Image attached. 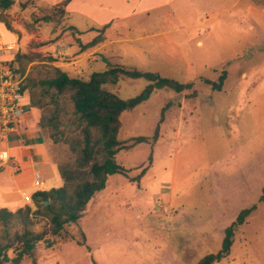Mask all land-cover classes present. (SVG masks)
<instances>
[{
  "label": "rangeland",
  "instance_id": "obj_1",
  "mask_svg": "<svg viewBox=\"0 0 264 264\" xmlns=\"http://www.w3.org/2000/svg\"><path fill=\"white\" fill-rule=\"evenodd\" d=\"M232 1L220 12L230 0H215L218 16L203 15L202 25L168 34L172 41L160 34L134 39L146 25L105 31L106 44L94 53L82 49L97 34L87 30L90 21L75 12L67 16L58 0H13L0 9V61H12L22 77L31 120L46 121L53 110L57 115L56 129L41 128L56 166L73 161L66 140L80 137V127L66 96L53 101L35 85L53 76L54 68L88 79L109 62L193 83L181 92L126 76L107 85L123 99L145 96L121 114L123 146L116 161L126 172L110 175L64 236H50L53 245L39 244L34 261L23 264H197L221 249L225 229L244 209L251 211L235 230L228 255L213 264H264V29L246 10L252 4L264 12V0ZM31 96L45 107H32ZM54 134L61 140L55 142ZM55 178L16 193L11 204L30 206L29 228L35 231L48 227V220L33 215L37 207L24 196L60 187L57 170ZM3 229L0 223V234ZM22 229L17 220L7 227L10 235Z\"/></svg>",
  "mask_w": 264,
  "mask_h": 264
},
{
  "label": "trees",
  "instance_id": "obj_2",
  "mask_svg": "<svg viewBox=\"0 0 264 264\" xmlns=\"http://www.w3.org/2000/svg\"><path fill=\"white\" fill-rule=\"evenodd\" d=\"M70 1L59 0L55 5L61 12H65V6ZM12 3L13 0H0V9H8ZM106 28L107 26H102L96 29L97 34L82 44V49H91L102 43ZM108 65L106 70L92 72L88 79L72 77L62 69L54 68L53 76L35 82V85H40L52 96L53 101L60 96L69 99L80 127V137L66 140L74 153V159L57 166L63 180L62 185L49 190H37L31 195L32 202L37 207L32 214H41L47 218L48 227L42 231L29 228L32 221L28 205L14 211L6 207L0 208V223L4 227L0 234V264H23L27 258L34 261L37 246L44 242L50 247L54 243L50 236H64L66 226L79 219L93 195L105 187L110 175L126 172L116 161V154L123 146L118 138L122 125L121 114L133 109L145 100V96L141 94L123 99L108 89V84H115L121 76H126L157 80L160 88L169 87L176 92L193 86L192 82L177 83L156 73L126 69L109 62ZM224 75L225 73L221 75L216 88H220ZM22 87L26 88L24 84ZM45 105L44 101L34 100V96H31L32 107L43 108ZM57 123L54 110L46 121L44 117L38 120L40 128L51 124L56 129ZM156 137L157 130L154 134V138ZM61 138L62 134L53 135L55 142ZM138 139L144 140L145 137ZM250 211L251 209L242 210L236 221L225 229L221 249L216 253L206 254L197 264H213L226 257L233 243L235 230ZM15 220L23 225V229L10 235L7 227Z\"/></svg>",
  "mask_w": 264,
  "mask_h": 264
},
{
  "label": "crops",
  "instance_id": "obj_3",
  "mask_svg": "<svg viewBox=\"0 0 264 264\" xmlns=\"http://www.w3.org/2000/svg\"><path fill=\"white\" fill-rule=\"evenodd\" d=\"M204 2L207 5L206 9L203 10L202 7H205L206 4ZM175 3L177 7L174 6ZM234 5L235 2L230 0L228 6H225L220 12L230 10ZM222 7L219 6V8ZM217 10L218 5L215 0H71L65 6L67 16L70 12H75L90 21L88 31L96 33V29L107 26L106 32L114 31L117 33L118 28L121 27H128L127 31L132 32L146 25L147 27L142 29L145 34L138 35L134 39L144 40L160 34L165 35L168 41H172L167 36L168 34L176 30L186 31L202 25L207 21L203 20L202 16L204 15L210 20L219 15L220 12ZM246 10L253 14L264 29V12L252 4L247 5ZM129 18L133 19L131 23L126 20ZM142 18H144L143 22L141 21ZM151 22L155 25L161 22L162 27L152 29ZM176 23L180 25L176 27ZM67 25L71 29L73 28L72 30L76 33H80L74 29L71 23L67 22ZM249 27L252 28V25ZM106 39L107 37H105V41L93 49L91 48L89 53H94L102 48L106 44ZM198 43L201 41L197 40L196 44L198 45ZM29 110L30 107L17 127L8 132L6 141L0 140V150L6 149L16 161L18 168L15 170V167L10 164L0 167V208L6 207L9 210H16L23 206L24 203H20L17 207H12L11 204H14L16 200V193L22 192L30 186L34 187L33 180L36 173H40L42 177L43 185L41 188L46 184L47 178H52V181L56 182V170L59 174L53 161L49 140L38 126V119L31 120Z\"/></svg>",
  "mask_w": 264,
  "mask_h": 264
},
{
  "label": "built area",
  "instance_id": "obj_4",
  "mask_svg": "<svg viewBox=\"0 0 264 264\" xmlns=\"http://www.w3.org/2000/svg\"><path fill=\"white\" fill-rule=\"evenodd\" d=\"M22 85V77L12 61H0V140L3 142L6 141L8 132L17 127L29 109L28 102L24 101L26 96ZM5 164L13 165L15 170H18L13 157L6 149H1L0 167ZM42 185V177L40 173H36L33 186L41 187ZM24 200L31 201V195H26ZM163 211L166 209L164 208Z\"/></svg>",
  "mask_w": 264,
  "mask_h": 264
},
{
  "label": "water",
  "instance_id": "obj_5",
  "mask_svg": "<svg viewBox=\"0 0 264 264\" xmlns=\"http://www.w3.org/2000/svg\"><path fill=\"white\" fill-rule=\"evenodd\" d=\"M47 201H45V203H46Z\"/></svg>",
  "mask_w": 264,
  "mask_h": 264
}]
</instances>
